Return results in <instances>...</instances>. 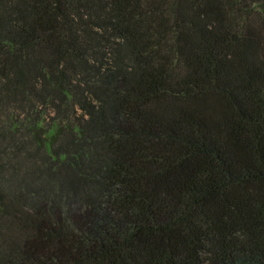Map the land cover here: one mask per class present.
Here are the masks:
<instances>
[{
	"label": "trees",
	"instance_id": "1",
	"mask_svg": "<svg viewBox=\"0 0 264 264\" xmlns=\"http://www.w3.org/2000/svg\"><path fill=\"white\" fill-rule=\"evenodd\" d=\"M0 264H264V0H0Z\"/></svg>",
	"mask_w": 264,
	"mask_h": 264
}]
</instances>
